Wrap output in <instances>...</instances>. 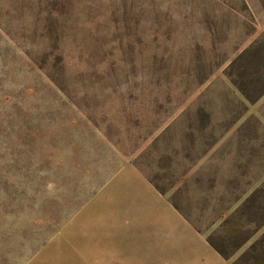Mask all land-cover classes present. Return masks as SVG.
<instances>
[{
  "label": "rangeland",
  "instance_id": "1",
  "mask_svg": "<svg viewBox=\"0 0 264 264\" xmlns=\"http://www.w3.org/2000/svg\"><path fill=\"white\" fill-rule=\"evenodd\" d=\"M263 38L264 0H0V264H174L165 205L246 249L264 93L230 62Z\"/></svg>",
  "mask_w": 264,
  "mask_h": 264
},
{
  "label": "crops",
  "instance_id": "2",
  "mask_svg": "<svg viewBox=\"0 0 264 264\" xmlns=\"http://www.w3.org/2000/svg\"><path fill=\"white\" fill-rule=\"evenodd\" d=\"M149 209L147 212L150 211V214L147 220L151 224L154 223L149 232L152 234L153 245L158 254L159 252L160 254H167V260L172 261L174 264H231V258L236 253L229 259H224L207 241L209 233L215 230L213 227L215 225L209 229H204L206 232L201 234L169 205L159 206L158 208L149 207ZM228 215L224 214L219 223ZM244 250L245 248L239 253L241 254Z\"/></svg>",
  "mask_w": 264,
  "mask_h": 264
},
{
  "label": "trees",
  "instance_id": "3",
  "mask_svg": "<svg viewBox=\"0 0 264 264\" xmlns=\"http://www.w3.org/2000/svg\"><path fill=\"white\" fill-rule=\"evenodd\" d=\"M230 66L231 67L236 66L238 68L239 77H242L243 74H246V77L249 78L247 82L244 81L239 82L235 80L236 82L234 84L235 85L237 84L239 86V90L247 97V99H249L250 102H254V100L260 94L264 93V38L255 41L248 48L244 49L239 55H237V57L233 59V61L230 62ZM250 86H255V88H261L257 94L258 95L257 97L252 98V96L250 95L249 92ZM263 188H264V183L261 184L260 189L258 188L253 192H251L250 195H248L230 215L224 218L220 226L222 227L227 225L228 223L234 220L236 214L242 213L245 208L246 209L250 208L251 206L248 204L258 196V194L262 191ZM177 209L179 210L180 208L177 207ZM250 237L251 236L247 237L238 244L236 243L231 250H225L222 244L218 243V241H216L212 235L207 238V241L224 259H229L246 244V242L250 239ZM263 240H264V232L258 238H256L232 262V264H240L242 262L244 264H259L263 262L264 264Z\"/></svg>",
  "mask_w": 264,
  "mask_h": 264
}]
</instances>
